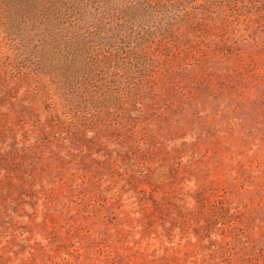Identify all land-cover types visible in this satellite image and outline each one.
<instances>
[{
  "label": "rangeland",
  "instance_id": "1",
  "mask_svg": "<svg viewBox=\"0 0 264 264\" xmlns=\"http://www.w3.org/2000/svg\"><path fill=\"white\" fill-rule=\"evenodd\" d=\"M0 264H264V0H0Z\"/></svg>",
  "mask_w": 264,
  "mask_h": 264
}]
</instances>
